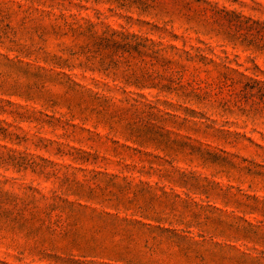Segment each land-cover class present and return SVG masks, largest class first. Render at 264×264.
Instances as JSON below:
<instances>
[{"label":"rangeland","instance_id":"rangeland-1","mask_svg":"<svg viewBox=\"0 0 264 264\" xmlns=\"http://www.w3.org/2000/svg\"><path fill=\"white\" fill-rule=\"evenodd\" d=\"M157 1L0 0V264H264V0Z\"/></svg>","mask_w":264,"mask_h":264},{"label":"trees","instance_id":"trees-1","mask_svg":"<svg viewBox=\"0 0 264 264\" xmlns=\"http://www.w3.org/2000/svg\"><path fill=\"white\" fill-rule=\"evenodd\" d=\"M149 3H150L149 5L154 6V7H156V6L162 4V2H159V1H157V0H149ZM92 38H94L95 40H97V41H96L97 44H98V43L101 44V41L104 40V35H101V36H98V37H94V34H93V35H92Z\"/></svg>","mask_w":264,"mask_h":264}]
</instances>
